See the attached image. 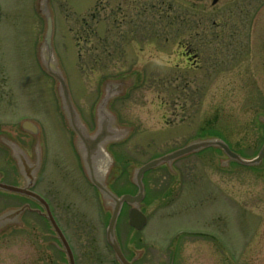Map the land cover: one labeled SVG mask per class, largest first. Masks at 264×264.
I'll list each match as a JSON object with an SVG mask.
<instances>
[{
	"label": "rangeland",
	"instance_id": "obj_1",
	"mask_svg": "<svg viewBox=\"0 0 264 264\" xmlns=\"http://www.w3.org/2000/svg\"><path fill=\"white\" fill-rule=\"evenodd\" d=\"M213 2L51 1L53 49L74 108L91 127L90 135L80 125L84 135L97 131L92 112L101 82L112 77L126 85L116 104H106L115 125L132 130L120 144L106 147L113 162L108 183L118 194L135 192L129 182L134 166L192 139L219 136L243 158L255 156L263 143L257 116H264V0ZM36 4L0 0V146L20 176L24 163L33 175L39 144L33 142L29 157L12 139L21 120L39 124L47 166L55 169L50 177L56 187L46 188L59 190H49L48 198L75 264H116L105 239L111 208L104 210L81 176L57 112L56 84L39 65L45 20ZM184 45L196 50L197 66L181 57ZM134 71L143 72L140 81ZM107 127L114 128L111 120ZM18 151L24 154L20 164ZM225 162L219 149L209 148L171 162L180 174L171 175L164 164L148 172L146 226L135 232L127 207L117 218L115 234L124 254L136 264H264V160L254 168ZM37 219L22 246L0 239V264H69L48 224Z\"/></svg>",
	"mask_w": 264,
	"mask_h": 264
},
{
	"label": "water",
	"instance_id": "obj_2",
	"mask_svg": "<svg viewBox=\"0 0 264 264\" xmlns=\"http://www.w3.org/2000/svg\"><path fill=\"white\" fill-rule=\"evenodd\" d=\"M37 11L44 17L45 20V32L43 35V41L39 44V62L41 67L51 75L57 82V93L59 95L61 101V109L65 113L67 118L68 125L78 134V138L76 139L75 145L76 148L81 155L83 166L87 171L90 181L98 188L99 192L102 195V198L105 200L106 205H110L112 208V214L110 221L107 226L106 234L107 241L109 245L112 247L117 260L120 264H130L123 257L117 242L114 237V224L116 217L118 215L119 209L123 202L130 204L132 207L129 210V224L135 229H140L145 223V217L139 210V202L142 200V184L141 177L145 171L150 168H153L159 165L162 162L172 160L174 158L183 156L185 154L197 151L206 147H219L222 151L232 160L237 161L246 166H256L259 165L261 159L264 155V143L259 150L258 155L253 159H242L237 154L231 152L227 145L218 139H205V140H197L186 147L175 151L172 154L164 156L162 158L150 161L145 165L139 167L134 170L133 174V182L138 187V193L135 196L123 195L120 198H117L115 195L110 193L105 185L104 179L107 173L106 168L108 169L111 164V160L106 156V153L103 151L105 145L108 141L100 146L101 141L104 139H111L110 142H118L123 140L126 135L129 134V130L126 128H119L115 125V121L113 117L107 112L106 104L110 101L111 98L123 95L126 85L122 82H114V81H105L103 84V95L97 104L96 107V125L97 131H95L94 135L89 136L86 132L84 135V130L81 131L80 122L77 118V115L74 111V108L71 104L69 93L67 90L65 79L58 68L55 56L53 54L51 39H52V31L53 24L51 18V12L48 6V0H38L36 4ZM111 120V124L114 126L110 130L107 127V123ZM25 127L26 122H24ZM114 130V131H113ZM113 131V132H112ZM116 139H115V138ZM101 148V149H100ZM101 155L107 160L103 161ZM8 214H4L0 216V223L4 224L7 220ZM63 245L66 249V252L69 256L70 264H73L72 257L68 250L66 243L63 241Z\"/></svg>",
	"mask_w": 264,
	"mask_h": 264
},
{
	"label": "flooded vegetation",
	"instance_id": "obj_3",
	"mask_svg": "<svg viewBox=\"0 0 264 264\" xmlns=\"http://www.w3.org/2000/svg\"><path fill=\"white\" fill-rule=\"evenodd\" d=\"M90 17L93 18V11L91 12ZM181 57L184 58V60L188 64L192 65V67L197 66V54L194 48L184 45L183 52L181 53ZM114 104H116V102H114L113 105ZM60 118L62 119L61 116ZM88 127L89 130L91 131V127L90 126ZM28 128L35 133L33 134V133L25 132L21 129V127H17V130L14 131V137L12 140L17 144V147L24 150L27 154L29 153V157H30L31 148H33V142L34 143L36 142L40 145V166L38 167V171L35 176H31L30 174H28V176H20L15 169L13 161L9 157L10 156L9 152L0 146V153L2 151L5 153L3 161L4 162L6 161L5 166L3 168H0V184L17 187L24 190V193H16L13 191H6L0 189V214L7 210L14 211L12 216H10L8 225H6L2 229V231H0V239L4 240L6 243L14 242L16 246L20 241L19 245L22 246L25 240L27 241L29 239V235L27 234L29 228L36 229L35 228L36 224L31 222H33L37 218H41V221L43 220L42 222H46V224H48V226L54 233L53 234L54 239L52 240V242L58 241V243L60 244L59 239L57 238L52 226L50 225L49 221L46 218V211L48 208L54 221L57 223V225H59L58 224L59 218L56 214V208L48 198V195H50V193L48 194L49 190L50 192L55 191L56 193L59 191L56 188H53L56 186L53 184V181H51L52 178L50 177V176H55V173H51V172H55V169L52 168V166H47L48 158L46 156V149H45V153L43 150V147H45V145H44L42 129L40 128V126H32V128L31 127ZM67 132L70 137L69 141L72 142L73 134L69 130ZM76 161L78 168L80 170V165L77 156H76ZM172 167H173L172 172L174 173H172L171 175L180 174V172L174 167V165ZM80 174L81 176H83L81 170H80ZM63 179H64L63 176L59 177V181L61 180L63 182ZM116 179L117 178L115 176L113 177L112 181H116ZM50 185H52L53 187L47 191L46 186H50ZM30 191H34L38 195H40L47 203V207L44 205L43 203L44 201L41 202L31 198L29 195ZM57 199L59 200V197H57ZM45 235H46L45 231L42 233L41 238L39 235V240H40L39 242L41 245L46 244ZM58 246L55 243V247ZM42 252L45 253V250H43Z\"/></svg>",
	"mask_w": 264,
	"mask_h": 264
},
{
	"label": "bare ground",
	"instance_id": "obj_4",
	"mask_svg": "<svg viewBox=\"0 0 264 264\" xmlns=\"http://www.w3.org/2000/svg\"><path fill=\"white\" fill-rule=\"evenodd\" d=\"M101 158H102V160L105 162V161H107L102 155H101Z\"/></svg>",
	"mask_w": 264,
	"mask_h": 264
}]
</instances>
